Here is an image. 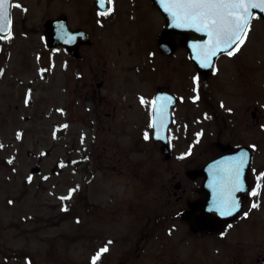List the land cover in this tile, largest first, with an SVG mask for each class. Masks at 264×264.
<instances>
[{"label": "rangeland", "instance_id": "obj_1", "mask_svg": "<svg viewBox=\"0 0 264 264\" xmlns=\"http://www.w3.org/2000/svg\"><path fill=\"white\" fill-rule=\"evenodd\" d=\"M91 2L15 0V36L0 42V264H92L104 248L96 264H258L264 255V20L254 18L239 50L219 57L208 91L217 92L211 105L220 115L245 102L244 143L259 141L253 154L261 170L258 206L247 205L221 234L195 233L175 216L192 199L190 190L173 185L217 146L210 135L193 144L183 123L182 131L173 127L182 136L164 158L147 116L157 86L189 95L186 50L177 43L165 59L156 44L164 21L150 2L137 0V12L130 0H116L106 18L92 13ZM60 14L92 35L80 59L44 46L42 25ZM217 97L224 99L220 109ZM191 110L179 105L178 121ZM250 111L260 116L255 132ZM199 126L209 133L215 121Z\"/></svg>", "mask_w": 264, "mask_h": 264}, {"label": "water", "instance_id": "obj_2", "mask_svg": "<svg viewBox=\"0 0 264 264\" xmlns=\"http://www.w3.org/2000/svg\"><path fill=\"white\" fill-rule=\"evenodd\" d=\"M96 2L98 0H95ZM153 4L160 10V12L165 17V25L163 31L159 35L158 44L161 49L166 52H171L173 50V44L171 43V35L174 33L181 35L180 43L187 49L189 58L197 65L198 69L207 73L208 69L212 66L214 58L219 55L218 52L215 56L210 58L209 67H204L201 64V58L198 59V50L193 48V45H202L207 43L208 37L206 34L197 32L195 29L190 28H176L172 25V18L168 12L164 10L163 4L164 0H152ZM9 5V0H7ZM253 14L257 13L262 18H264V13H261L259 9L252 10ZM45 34L48 36L50 45L63 44L67 45L69 51L72 54L76 55L77 43L74 44L76 38H81L80 41L85 39V42L91 43L89 35L80 30L74 33H70L67 27L66 19L64 17H59L54 20H48L44 23ZM2 33V32H0ZM71 37V39H69ZM168 50H165V46ZM163 108V117L167 115V110L164 105L160 104L159 101L155 104L153 122L155 121L156 127H153V138L160 140L162 147L160 151L163 152L167 157V146H166V124L161 123V117L156 115V110ZM159 137V138H158ZM247 153V150L243 148L237 149L235 152L225 154L217 159L209 161L205 164L203 173L205 175V180L203 183V190L206 193V199L199 203H193L190 205L192 211L188 212V215L191 219L192 225L195 229L198 230H207V231H219L222 229L225 222L230 221L233 216L237 213L239 209L240 202V193L235 191V167L236 162L239 160L240 156L243 153ZM249 163V156L247 155V162L243 167L241 174L242 186L245 182V173ZM231 194L232 202L236 205L235 211L231 215H221L220 211L217 208L221 207L222 201L229 198ZM238 202V204H237ZM199 209L201 214L199 216H193L191 213ZM259 264H264V256L261 259Z\"/></svg>", "mask_w": 264, "mask_h": 264}, {"label": "snow or ice", "instance_id": "obj_3", "mask_svg": "<svg viewBox=\"0 0 264 264\" xmlns=\"http://www.w3.org/2000/svg\"><path fill=\"white\" fill-rule=\"evenodd\" d=\"M101 7H103V0H101ZM163 7L170 14L174 27L195 29L207 35V43L193 45V48L198 50V59L202 57V66L209 67L211 66L210 58L218 52H225L231 56L239 50L250 30V21L254 18L252 10L259 9L261 13H264V0H164ZM10 26L7 0H0V32L6 33L8 38L11 36ZM141 103H144L143 99ZM155 103L153 101L154 110ZM168 103H171L170 99ZM163 111V108L156 110V115L161 117V123H163ZM152 127H156L155 121ZM145 139H148L147 134ZM246 162L247 153L242 154L236 162L235 191H243L240 177ZM251 195L257 196L259 192L254 191ZM235 209L236 205L232 202L231 194L228 199L222 201L221 207L217 208L222 216L231 215ZM106 251L107 248L102 249L101 253L93 259L92 264H96L100 254Z\"/></svg>", "mask_w": 264, "mask_h": 264}, {"label": "flooded vegetation", "instance_id": "obj_4", "mask_svg": "<svg viewBox=\"0 0 264 264\" xmlns=\"http://www.w3.org/2000/svg\"><path fill=\"white\" fill-rule=\"evenodd\" d=\"M116 1V0H115ZM114 4H116L115 7H117V2L115 3L113 0H111V7L108 11V14H114ZM137 0H130L129 2V9L137 10L135 9V6H137ZM146 4V2H145ZM91 11L94 15L100 14L98 10L92 5L91 2ZM12 17V25H14L15 17ZM79 27H75L72 29H76ZM84 45H81L79 47V50L81 51L82 48H84ZM82 56H80L81 58ZM219 59L217 58L215 62L214 71L209 73L208 75H203L197 72L198 77L195 80V74L193 76V82L192 86L189 89L190 92H188L189 95L185 96L181 101V104H184V107L186 110H191L189 113V116H185L182 114V122L185 124L184 131L183 132H189L191 131L192 136V143H199L203 138H206L207 135L212 137L213 139L210 140L211 143H214L217 147V150H213L208 159H214L219 157L225 152L234 150L240 146H243L244 141L247 138L246 135V123H245V115L247 107L245 105L244 100L238 104V105H232L231 108H227L224 115H220L217 110L213 109V106L211 105V99L214 98L213 96L217 94V92L213 94L209 93V87L213 84L211 79L214 78L218 74L219 71ZM225 59V58H224ZM195 69V68H194ZM178 69L176 70V72ZM196 71V70H195ZM191 75V74H190ZM206 84V87L204 85ZM208 84V87H207ZM169 88L171 87L169 84ZM202 88L200 89L199 87ZM206 88V89H205ZM205 90V93H202V91ZM244 90V88L242 89ZM259 96H256L255 93H252L251 100L258 101ZM223 98L217 97V107L220 109L221 103L224 102ZM180 103V102H179ZM179 105V104H178ZM209 109L210 112L207 110ZM178 110L177 107H174L172 113H176ZM200 110V111H199ZM199 111L197 116L195 114ZM218 112V113H217ZM178 114V113H177ZM250 117L252 119V123H249L250 130H253L255 132L258 131V128H260V116L255 111H250ZM188 119L190 124H188L187 121H184L185 119ZM181 119V118H180ZM207 122H205V121ZM212 120L215 121V127L212 131H209V133L206 131L205 128L198 126L199 122H202L203 124L210 123ZM171 127V125H170ZM169 127V129H170ZM195 127H197L195 129ZM208 129V128H207ZM250 132L248 133V137L251 138L255 135L254 133ZM208 133V134H207ZM253 135V136H250ZM181 134H177L175 131H173V125L171 129L168 131V137L169 141H179L181 138ZM257 140V139H256ZM255 140V142H256ZM256 144V143H255ZM193 152V151H192ZM198 152V151H197ZM194 153V152H193ZM203 164L196 165L195 167L187 170L186 172L181 174V180L177 184L179 185L180 190L185 191L187 188L190 190V194L192 195V200H202L205 195L201 189L204 177L200 173L201 167ZM255 168L251 169V166L249 167L247 174H246V182H247V194L243 196L242 203L243 208L246 207V205H250L252 207L253 204L256 203L257 199L256 196L251 195L252 192L255 191V186L257 185L258 181L260 180V168L259 166H254ZM257 167V168H256ZM252 170H257L256 172H252ZM185 211V208H181L180 212ZM181 217H184L185 215H180ZM185 218V217H184ZM187 220V218H185Z\"/></svg>", "mask_w": 264, "mask_h": 264}]
</instances>
